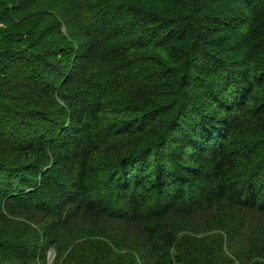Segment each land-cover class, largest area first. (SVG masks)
I'll return each instance as SVG.
<instances>
[{
    "label": "clouds",
    "instance_id": "obj_1",
    "mask_svg": "<svg viewBox=\"0 0 264 264\" xmlns=\"http://www.w3.org/2000/svg\"><path fill=\"white\" fill-rule=\"evenodd\" d=\"M122 2L44 0L55 13L48 22L62 21L61 35L70 25L63 43L54 32L33 49H71L49 57L61 62L55 72L34 58L0 56V264H264V222L241 244L235 220L244 205L264 207V89L249 96L246 87L264 72V56L245 48L232 57L209 44L235 36L264 47V0H232L226 16L210 0H179L172 30L188 36L175 48L164 44L167 30L140 13L135 35L146 47L129 49L124 40L135 38L121 35L103 48L118 55L100 63L93 30L108 19L96 11ZM158 44L170 58L128 63ZM137 76L139 100L114 92ZM125 103L140 110L111 112ZM149 107L161 109L146 117L157 140L122 163L140 138L116 133ZM210 206L218 217L210 233L175 219ZM81 217L89 223H75Z\"/></svg>",
    "mask_w": 264,
    "mask_h": 264
},
{
    "label": "trees",
    "instance_id": "obj_2",
    "mask_svg": "<svg viewBox=\"0 0 264 264\" xmlns=\"http://www.w3.org/2000/svg\"><path fill=\"white\" fill-rule=\"evenodd\" d=\"M213 5H222L219 8V11L224 13V15H228L233 11L232 0H210ZM7 3V7L4 6V3H0V56L4 57L6 61L10 63H15L17 60L24 61H32L33 58L39 62V64L43 65L45 69L50 72H55L56 69L53 65H59L61 62L59 60L49 59V57H55L59 54H64L65 57L69 56L71 49L65 48L63 46L57 48H44L42 51H33V49L42 48V42L49 36H51L54 32L56 35H61L60 25L62 21H57L55 24L51 26L44 27L46 25L45 21L40 23L37 22L32 26H29L27 21L20 23L17 20V17L14 12L16 10L17 4L15 0H11ZM179 0H123L122 3H106L104 8H99L96 11V16L100 17V14L106 13V17L108 19V23L103 25L101 30H93L96 37L100 39L96 40L94 43L93 51H98L99 53V62L104 63L109 55L116 56L118 55V51L115 48L110 49L109 51H104V45L106 42L115 40L121 35L128 37H134L133 40L125 39L124 44L128 46L129 49L135 48L139 51L142 48H145V44L141 41L140 36L135 35V29L139 24V20L143 19L140 16V13L150 14L152 19L149 21L150 24L155 25V27L159 28L161 32H165L167 30L168 38L164 40V44H171L173 48L179 47L182 43H184L187 39V32L183 31L179 36L175 35V32L172 30V23H175L177 17L174 15H169L170 12H175L178 9ZM127 5V6H125ZM11 7V9H9ZM95 7V6H93ZM217 10V9H213ZM49 13L54 14L49 11ZM11 14V16H10ZM126 15H134L138 17V19H132L128 21H124V23H120L121 20ZM235 17H232L234 19ZM214 21L223 20L221 15H217L212 17ZM161 20H168L171 23L161 24ZM19 22V23H18ZM18 23V24H17ZM17 24V25H16ZM16 25V27H15ZM109 27H111V31H109ZM141 27H143L141 25ZM227 29V25L225 24L221 31ZM70 25H66L63 28V31H69ZM231 31V29H228ZM146 31V29H145ZM158 34V33H157ZM143 35V33H141ZM63 39L65 38L64 35ZM149 38L151 39V33H149ZM63 39L61 38L59 41L63 43ZM259 37H257V40ZM210 46L222 49L224 51V55L235 57L238 54L243 55L244 49L248 48L247 55L251 58H260L264 56V47L260 43H254L248 41L246 38L241 40L235 36L232 37H224L220 39L217 37L215 41H209ZM252 45L249 47V45ZM158 50L155 53H148L145 55H138L134 58V61H129L131 64L133 62L138 64H148L151 61L155 60L157 63H162L164 60L170 58V52L166 49H163L162 45H157ZM209 56H214L215 60H221L220 56H216L214 53H208ZM76 59V57H73ZM223 63V61H221ZM233 68L237 66L239 61L233 59L231 61ZM9 64H5V68H7ZM117 67L123 68V65H118ZM259 67V65H256ZM146 71V69H145ZM170 71V70H169ZM152 74L150 73L148 77L145 79H150ZM183 80V77H181ZM248 88V95L251 96L253 93H259L260 90L264 89V72H261L258 76H254L249 83L246 85ZM114 92L118 94L120 97H125L130 101H137L140 99V81L138 76L136 78H129L125 81L124 84L117 83ZM118 102L124 103V100H119ZM161 107H170L167 105H163ZM260 108H264V104L260 105ZM140 110V105L136 103H125L123 109H112L111 112H138ZM161 111L160 108H148V112L141 113L140 115H132L130 119L123 121V127L116 133L118 136L128 137V136H137L140 138L139 143H133L130 147L135 149V153L129 152L128 155L122 157V163L124 160L135 159L136 156L142 154V151H148V145L155 142L157 140V136L154 130L150 131L149 125L146 122V117L148 113L156 112L159 113ZM111 114V113H110ZM139 121V123H137ZM124 143H127L125 139ZM244 210H254L258 212L264 213V207L262 206H242ZM210 206L208 209H200L202 210H211ZM198 211V212H199ZM198 212H189L184 217H176L177 220L183 221V226H187V221L192 218V215L197 214ZM83 219L89 220L88 217H81ZM109 220H119V217H108ZM131 226V225H130ZM133 227V226H132Z\"/></svg>",
    "mask_w": 264,
    "mask_h": 264
},
{
    "label": "rangeland",
    "instance_id": "obj_3",
    "mask_svg": "<svg viewBox=\"0 0 264 264\" xmlns=\"http://www.w3.org/2000/svg\"><path fill=\"white\" fill-rule=\"evenodd\" d=\"M7 1L10 2L11 0ZM15 2L17 4V7L15 8L16 10H14L15 13L13 14L16 15L17 20L20 23L27 21L29 23V26H32L37 22L42 23L45 21L46 25L44 27L52 25L48 21L50 17L55 16V13L51 14L49 13L48 8L41 7V4L44 2V0H15ZM9 9H11V7H9ZM0 10H2V7L0 8ZM63 32L65 38L63 39L62 35H58V38L59 40L62 38L64 42L68 39L70 31ZM216 211L219 210L217 209ZM217 219L218 217L216 215V212L213 211V209L202 210L199 211L197 214L192 215V218L187 221V227L192 228L193 230H201L203 232L210 233L213 223L217 221ZM235 220L237 222V235H239L240 242L242 244L243 241L248 238L250 233L259 230L261 223L264 222V213L254 210H244L243 215L241 216L238 213ZM75 223H83L86 225L87 223H89V220L80 218L79 220L75 221ZM130 230H134V228L130 226ZM49 259H54L52 253L49 254ZM236 259H239V257L237 256Z\"/></svg>",
    "mask_w": 264,
    "mask_h": 264
}]
</instances>
